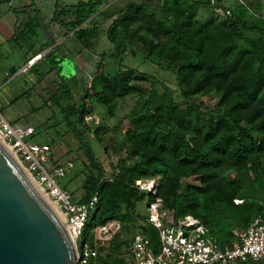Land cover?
<instances>
[{
  "label": "trees",
  "instance_id": "16d2710c",
  "mask_svg": "<svg viewBox=\"0 0 264 264\" xmlns=\"http://www.w3.org/2000/svg\"><path fill=\"white\" fill-rule=\"evenodd\" d=\"M224 1L144 0L109 14L105 13L108 8L101 10L104 0H88L68 11L56 6L60 13L41 23L48 30L59 20L81 52H92L105 35L114 46L110 56L116 62L115 73L96 71L86 87L78 84L83 76L62 79L46 101V105L58 106L66 133L76 139L87 160L80 202L97 196L98 203L88 216L82 242L93 245L97 235L107 241L100 250L103 264L123 262L133 239L121 246L117 233L134 222L135 203L145 199L148 206L161 199L163 211L172 212L176 220L187 215L198 219L221 248L233 244L234 231L245 230L264 217V199L256 194L264 193V19L241 4L225 12L221 23L196 21L197 6ZM30 8L32 4L24 10ZM35 13L40 15V11ZM64 14L67 21H63ZM33 22L22 25L16 44L28 40L34 47ZM244 32L262 39L249 40L248 47L241 48L237 40H246ZM55 43L42 46L41 52ZM133 49L144 61L170 74L174 87L153 74L125 66L123 61ZM141 83L160 87L162 94L150 93L133 113L125 133L131 149L116 175L106 179L88 138L87 100L96 92L104 105L111 106L130 94L146 93ZM206 96L217 103L208 105L198 98ZM69 176L60 181L67 190ZM138 181H156V193L142 191ZM94 229L95 236L90 234ZM139 234L158 251L159 233L149 220ZM239 264H264V259Z\"/></svg>",
  "mask_w": 264,
  "mask_h": 264
},
{
  "label": "rangeland",
  "instance_id": "374dc122",
  "mask_svg": "<svg viewBox=\"0 0 264 264\" xmlns=\"http://www.w3.org/2000/svg\"><path fill=\"white\" fill-rule=\"evenodd\" d=\"M142 1L144 0H104L101 10L108 8L105 13L116 14L122 7L129 3H141ZM41 4L43 11L48 14L50 10H54L55 0H41ZM241 4L247 5L257 17L264 19V0H225L218 4L212 3L211 6L207 7L197 6L196 21L199 24H205L209 21L221 23L224 21L223 17L225 12L231 13V10H234ZM1 5L2 9L10 8L6 2ZM225 8L228 10L226 11ZM56 11L57 13H60V11L56 9L54 10V13ZM52 17L48 19L50 20ZM63 19V21H67L65 14ZM100 20L104 23L103 17H100ZM56 21V24L60 26L59 20ZM103 25L107 28L106 24ZM243 34L246 40H237V43L241 48L248 47L247 41L249 40L262 39V36L256 33L244 32ZM58 36L59 30L57 27L49 28L45 34L46 39L51 37L56 38ZM25 43H27V41L22 42V44ZM29 43L31 46L32 44L30 41ZM113 48L114 46L105 35L96 44L94 50L87 53L90 59L84 65L86 75H84L78 83L80 87L88 86L92 82V77L96 71L100 74L115 73L116 62L110 56ZM1 51L0 112L7 119L16 121L14 122L18 123L16 125L20 124L21 126H24V124H32V129L34 130L33 139H31L32 142L50 144L52 146L53 161L51 164H64L67 161H70L69 159L74 162L75 169L67 178V185L70 189H76L72 192L73 196L76 195L78 198H81V185L87 160L80 152L79 144L76 139L66 133V128L62 122V116L58 106H52L50 102L46 105V101H48L54 94V91H56L54 83H50L51 90L43 91L41 93V102L38 96H31L30 104L27 102V98L21 100V95L25 94V91L29 87L36 84L37 71L47 67L48 63L43 61L34 69H30L27 73H18L20 69L27 64L23 61L20 53L18 51H12V48L9 46L1 49ZM71 52L72 55L75 56L74 58L80 54L78 50H71ZM138 53L139 54H137L134 49L131 50L130 57L124 59L123 64L153 74L168 82L172 88L174 87V78L170 74L161 72L156 66L144 61L142 54L140 52ZM30 56H33V54ZM63 65V76L67 79H72L74 76L72 64L69 63V61H66ZM13 66L16 68V71H10V68ZM13 75L15 78L10 80ZM54 76L55 75H51L52 78H54ZM139 86L144 88L146 93L142 95L130 94L124 98L117 99L111 106L104 105L100 101L96 92H93L90 99L87 100L89 115L85 118V124L88 125L90 129L88 138L96 156L105 168L106 179H112L116 175L121 161H126L127 154L131 149V140L125 136V133L130 126L129 122L133 113L136 109L141 107L143 102L149 99L150 93H156L158 96L162 94L160 87L153 88L150 83H141ZM19 96L21 97L19 98ZM24 96H26V94ZM16 98L17 101L12 104V101ZM198 98H201V100L208 105H215L217 103V99L212 96ZM31 108L34 109L32 110ZM13 156L15 155L13 154ZM129 163L130 162H128V164ZM256 194L264 199V193L256 192ZM168 212L172 213L170 211ZM164 214L167 215L166 212ZM132 215L134 222L123 226L117 233L119 239L118 244L121 246L134 239V237L141 232V227L148 222V203L146 199L135 203V209L132 212ZM96 233H98L96 229L90 232L93 236H95ZM97 238L101 240L99 235H97ZM103 241L107 242L105 240Z\"/></svg>",
  "mask_w": 264,
  "mask_h": 264
},
{
  "label": "built area",
  "instance_id": "2783aa9c",
  "mask_svg": "<svg viewBox=\"0 0 264 264\" xmlns=\"http://www.w3.org/2000/svg\"><path fill=\"white\" fill-rule=\"evenodd\" d=\"M41 57L37 55L30 59L20 73L28 72ZM33 132L32 127L16 125L0 112V140L11 149L18 163L61 213L76 248L77 264H103L99 257L106 242L96 238L93 245L82 244L88 216L98 203L97 196L88 203H81L63 188L60 181L74 171V163L51 164L52 147L32 142ZM137 185L142 191L156 193V181H138ZM164 213L161 199L148 206L149 222L159 233L158 251H154L146 236L138 234L124 251L121 264H239L264 259V217L257 218L245 230L234 231L233 244L221 248L198 219L187 215L176 220L173 213Z\"/></svg>",
  "mask_w": 264,
  "mask_h": 264
},
{
  "label": "water",
  "instance_id": "95a60500",
  "mask_svg": "<svg viewBox=\"0 0 264 264\" xmlns=\"http://www.w3.org/2000/svg\"><path fill=\"white\" fill-rule=\"evenodd\" d=\"M20 166L0 141V264H77L68 230Z\"/></svg>",
  "mask_w": 264,
  "mask_h": 264
},
{
  "label": "crops",
  "instance_id": "0c3cea01",
  "mask_svg": "<svg viewBox=\"0 0 264 264\" xmlns=\"http://www.w3.org/2000/svg\"><path fill=\"white\" fill-rule=\"evenodd\" d=\"M0 1L2 2L1 4L6 2L10 6V8L2 9V5H0V53L2 52L1 49L5 48L6 46H9L12 48V51H18L23 61H25L26 63H28V61L33 57L45 53L43 58L39 59L30 69H34L39 63L43 61H46L48 63L47 67L37 71L36 84L32 85V87H29L25 91L26 96H24L25 94L21 95L22 96L21 100L27 98L28 99L27 102H29L30 104L31 96L32 97L38 96L41 102V93L43 91L52 89L50 87V83H54L55 85L56 83H60L62 79H67L65 76H63L64 74L63 63L66 61H69V63H71L73 66V70H72L74 73L73 78L78 76L82 77L86 75L84 65L88 62L90 57H88L87 51H82V52L80 51L79 44L77 40L74 38L73 34L72 33L67 34L66 33L67 31L64 28L58 26L57 24H53L51 25V27L58 28L59 36L56 38L51 37L46 39L45 34L47 30L41 28V23L42 25H44L49 21L48 18H51L53 16L56 6L59 7V10L64 9L68 11L70 7L76 6L80 1H88V0H55L54 10H50L48 14L43 11V8L41 7L42 5L41 0H0ZM31 4H32V8L24 10V7L29 6ZM36 10L40 11V15H37L35 13ZM31 19L35 21L32 24V28L35 29L34 38L37 39L36 44L34 45V47L30 46L28 40H26L27 43L25 44L22 43L16 44L14 40L19 34L22 25L25 23L27 24ZM35 24L37 25V27L35 26ZM52 40H54L56 43L50 48H46L44 51L41 52V47L45 46L47 43H50ZM71 50H78L80 54L77 55L76 58H74L75 56L72 55ZM55 52L57 53V58L53 59L52 55ZM31 54H33V56H30ZM47 58H49L48 59L49 61L46 60ZM24 67H22L20 71ZM10 69H11L10 71L13 70L16 71V68H14V66ZM20 71L18 73H20ZM51 75H55L54 78H52ZM14 78L15 76L13 75L10 80H13ZM21 96H19V98ZM16 101L17 98L12 101V104L15 103ZM31 109L33 110L34 108ZM9 121L12 123L16 122L12 119H10ZM14 124H18V123H14ZM24 126L32 127V124H28V125L24 124ZM70 190L74 192L76 189L74 188ZM74 198L76 200L78 199L79 201L81 199L80 197L78 198L76 195L74 196Z\"/></svg>",
  "mask_w": 264,
  "mask_h": 264
},
{
  "label": "bare ground",
  "instance_id": "6f19581e",
  "mask_svg": "<svg viewBox=\"0 0 264 264\" xmlns=\"http://www.w3.org/2000/svg\"><path fill=\"white\" fill-rule=\"evenodd\" d=\"M39 59V58H38ZM37 59V60H38ZM1 142H2V144L5 146V148L8 150V152L11 154V156L15 159V161L18 163V161H17V158L15 157V156H13V154H12V152H11V150H10V148L6 145V144H4V142L2 141V140H0ZM18 165H20L19 163H18ZM21 167V166H20ZM21 169H22V167H21ZM23 171H24V173H26L25 172V170L24 169H22ZM27 176H28V178L32 181V183L35 185V187L38 189V191L41 193V195L45 198V200L48 202V204L52 207V209L54 210V212L57 214V216L59 217V219L61 220V222L63 223V217H62V215L60 214V212L57 210V208H56V206L53 204V203H51V201L50 200H48L47 199V197L44 195V193H43V190L36 184V183H34V181L29 177V175L28 174H26ZM64 224V223H63Z\"/></svg>",
  "mask_w": 264,
  "mask_h": 264
},
{
  "label": "flooded vegetation",
  "instance_id": "af4514ba",
  "mask_svg": "<svg viewBox=\"0 0 264 264\" xmlns=\"http://www.w3.org/2000/svg\"><path fill=\"white\" fill-rule=\"evenodd\" d=\"M42 58H43V56L41 57V59H42ZM52 58H53V59H56V58H57V53H56V52L53 53ZM48 59H49V58H47L46 60L49 61Z\"/></svg>",
  "mask_w": 264,
  "mask_h": 264
}]
</instances>
